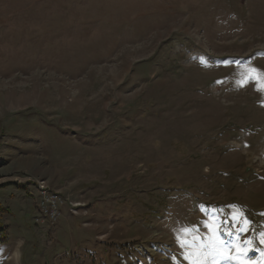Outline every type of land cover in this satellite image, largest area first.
I'll return each mask as SVG.
<instances>
[{
  "label": "rangeland",
  "instance_id": "374dc122",
  "mask_svg": "<svg viewBox=\"0 0 264 264\" xmlns=\"http://www.w3.org/2000/svg\"><path fill=\"white\" fill-rule=\"evenodd\" d=\"M262 75L264 0H0V264H264Z\"/></svg>",
  "mask_w": 264,
  "mask_h": 264
},
{
  "label": "built area",
  "instance_id": "2783aa9c",
  "mask_svg": "<svg viewBox=\"0 0 264 264\" xmlns=\"http://www.w3.org/2000/svg\"><path fill=\"white\" fill-rule=\"evenodd\" d=\"M41 187L38 206V213L40 217H44L50 222L56 221V219L60 215V204L62 202L60 194L56 192H50L45 189L43 185H39Z\"/></svg>",
  "mask_w": 264,
  "mask_h": 264
},
{
  "label": "trees",
  "instance_id": "16d2710c",
  "mask_svg": "<svg viewBox=\"0 0 264 264\" xmlns=\"http://www.w3.org/2000/svg\"><path fill=\"white\" fill-rule=\"evenodd\" d=\"M4 212H7V208L0 205V242L6 240L5 225L1 220V216Z\"/></svg>",
  "mask_w": 264,
  "mask_h": 264
},
{
  "label": "snow or ice",
  "instance_id": "6c2138e0",
  "mask_svg": "<svg viewBox=\"0 0 264 264\" xmlns=\"http://www.w3.org/2000/svg\"><path fill=\"white\" fill-rule=\"evenodd\" d=\"M258 84L261 85V86L258 87L257 90L264 91V75L261 76L260 80L258 81Z\"/></svg>",
  "mask_w": 264,
  "mask_h": 264
}]
</instances>
